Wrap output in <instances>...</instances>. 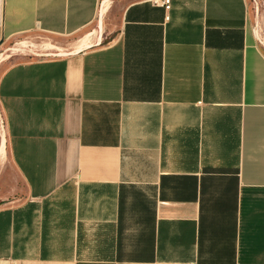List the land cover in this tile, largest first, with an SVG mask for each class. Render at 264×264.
Here are the masks:
<instances>
[{"label": "crops", "instance_id": "crops-1", "mask_svg": "<svg viewBox=\"0 0 264 264\" xmlns=\"http://www.w3.org/2000/svg\"><path fill=\"white\" fill-rule=\"evenodd\" d=\"M101 2L0 0V49L87 30ZM120 2L90 47L0 76L23 182L0 198V264H264V49L248 1Z\"/></svg>", "mask_w": 264, "mask_h": 264}, {"label": "rangeland", "instance_id": "rangeland-1", "mask_svg": "<svg viewBox=\"0 0 264 264\" xmlns=\"http://www.w3.org/2000/svg\"><path fill=\"white\" fill-rule=\"evenodd\" d=\"M249 5L250 20L252 23V28L257 36L260 45L264 49V0H247ZM110 8L104 13L103 17V28H115L118 25V20L125 6L124 2L120 0H112L110 3ZM98 20V18H97ZM94 24L87 30L79 32L73 36L53 34L44 32L41 30H35L26 34H21L16 36L11 40H7L3 47L0 49V57L8 58L0 62V76L9 64L21 60V58H27L29 56L38 57H53L52 55H44L47 52H58L57 50H45L44 45L51 44L55 47L60 48L59 51H64L71 49L74 45L80 43L83 37L89 32L95 31V36L100 33L97 23ZM101 31V33L103 32ZM263 38V39H262ZM94 42V41H92ZM21 43L30 46V48L23 50L20 46ZM23 51V52H22ZM6 136L5 121L3 118L2 111L0 109V144L3 140V134ZM23 190L22 179L17 176L12 164L9 160L8 147H6V153L0 158V198H12L21 194Z\"/></svg>", "mask_w": 264, "mask_h": 264}, {"label": "bare ground", "instance_id": "bare-ground-1", "mask_svg": "<svg viewBox=\"0 0 264 264\" xmlns=\"http://www.w3.org/2000/svg\"><path fill=\"white\" fill-rule=\"evenodd\" d=\"M111 1L112 0H103L102 1V6H101V8H100V14H101V17H102V24H103V17H104V13H106L107 12V10H109V8H110V3H111ZM94 36H95V31H92V32H89L88 34H86L85 35V37H83L82 38V40L80 41V43L78 44V50H80V49H83V48H86V47H89V46H91V44H92V41H93V39H94ZM263 39V38H262ZM20 46H21V48L23 49V50H25V48L26 49H28V48H30L31 49V47L30 46H27L26 44H24V43H21L20 44ZM44 49L45 50H57L58 52H47V53H45V54H63L64 53V51H59V50H61L60 48L58 49V47H55V46H53V45H51V44H46V45H44ZM23 52V51H22ZM9 55H7V56H3V57H1L0 58V61L2 60V59H4V58H7ZM4 154H5V142H4V137H3V140L1 141V144H0V158L2 157V156H4Z\"/></svg>", "mask_w": 264, "mask_h": 264}, {"label": "water", "instance_id": "water-1", "mask_svg": "<svg viewBox=\"0 0 264 264\" xmlns=\"http://www.w3.org/2000/svg\"><path fill=\"white\" fill-rule=\"evenodd\" d=\"M103 1V0H102ZM101 6H102V2H101ZM101 8V7H100ZM103 26V24H102V17H101V14H100V11H99V16H98V29H99V32L101 33V31H102V27ZM3 43V40H1L0 41V45ZM90 47V46H89ZM83 49H80V50H76V52H79V51H82ZM71 52H65L64 51V53L63 54H44V55H52L53 57H55V56H64V55H68V54H70ZM1 58V57H0Z\"/></svg>", "mask_w": 264, "mask_h": 264}, {"label": "built area", "instance_id": "built-area-1", "mask_svg": "<svg viewBox=\"0 0 264 264\" xmlns=\"http://www.w3.org/2000/svg\"><path fill=\"white\" fill-rule=\"evenodd\" d=\"M154 3L159 4L161 3L165 8L169 9L170 8V2L171 0H152Z\"/></svg>", "mask_w": 264, "mask_h": 264}]
</instances>
